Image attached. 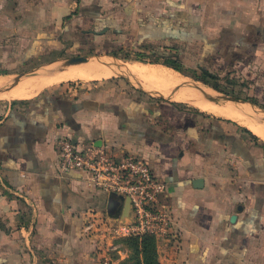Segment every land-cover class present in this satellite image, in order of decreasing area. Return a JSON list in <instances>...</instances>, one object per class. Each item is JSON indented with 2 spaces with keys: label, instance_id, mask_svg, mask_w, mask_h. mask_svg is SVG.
Listing matches in <instances>:
<instances>
[{
  "label": "crops",
  "instance_id": "obj_1",
  "mask_svg": "<svg viewBox=\"0 0 264 264\" xmlns=\"http://www.w3.org/2000/svg\"><path fill=\"white\" fill-rule=\"evenodd\" d=\"M101 50L142 64L159 52L185 54L228 82L227 92L239 88L264 107V0H0V76L50 54ZM51 69L35 76L64 71ZM128 85L0 101V264H130L119 239L107 240L115 248L104 263L106 240L85 230L91 209L126 222L130 206L124 214V200L61 169L66 137L144 156L166 181L178 239L156 242L160 264H264V139Z\"/></svg>",
  "mask_w": 264,
  "mask_h": 264
},
{
  "label": "built area",
  "instance_id": "obj_2",
  "mask_svg": "<svg viewBox=\"0 0 264 264\" xmlns=\"http://www.w3.org/2000/svg\"><path fill=\"white\" fill-rule=\"evenodd\" d=\"M58 149L62 170H78L81 177L96 189L129 199L128 221L114 220L107 211L95 214L90 210L92 216L90 214L85 223L86 231H99L103 239L108 237L111 240L141 238L145 234L153 235L158 244L174 243L178 239L173 207L165 198L166 181L155 172L148 158L130 152L117 153L94 144L80 148L68 137L59 139ZM114 246L111 243L106 248L104 263L111 259L109 253Z\"/></svg>",
  "mask_w": 264,
  "mask_h": 264
},
{
  "label": "rangeland",
  "instance_id": "obj_3",
  "mask_svg": "<svg viewBox=\"0 0 264 264\" xmlns=\"http://www.w3.org/2000/svg\"><path fill=\"white\" fill-rule=\"evenodd\" d=\"M94 53H111V52L102 51L101 50V51H97V52H94ZM121 53H124V52H121ZM160 53H162V52H159L158 53L159 55H157V56H151L150 58L157 57V59H159V58L166 59L165 56H169V58L173 56V58H175V60H177V64L181 67L182 70L180 71V70H177V69H175L173 67L169 68L167 66H162V65H159V64H155V63H159V62H155L154 59L153 60H151V59H149V60H142V62L145 63V64H142V63L137 62V60H136L137 59L136 58L137 56H135V55H130L129 54L125 58L123 56H121V57L124 58L129 63L128 64V69H129L130 73L132 74V76H134L139 81L144 82L147 86H153V87H155L154 84H153V81L146 74V69L148 67L152 66V65H157L160 68L167 69V71L179 73L182 76H184L185 78L189 79L190 81L199 82L200 84H203L204 87L213 90V93L214 92L217 93V94H222L223 92L229 93V92L226 91V90H229V88H230L228 82H223L222 84H218L214 80V78H212V76H210L209 74H207L206 72H204V71L201 70V67L197 65L196 61H194V60H192L190 58H186L185 59V57H187V55L185 56V54H183L182 56H180L178 54V52H175L172 55L169 54L168 52H166L167 54L164 52L163 55H160ZM84 54H88V53H84ZM72 55L73 54H71V55H64V56H61V57H67V56H72ZM51 57H52V54H50L49 57L43 56L42 58L37 59V60H34L32 62H26L25 64H23V63L21 64L20 63V64H18V66L8 69V71H12V72H10L11 73V76L10 75L7 76V77L0 76V78H1L0 85L4 84L5 82H9L12 78H14V76L19 75L22 72H26V71H28L29 69H31V68H33L35 66H38V65H40V64H42L44 62L49 61L51 59ZM139 58H144V56L141 55V56H139ZM113 65L114 64H112V66ZM58 66H60V62H54V63L46 66L45 68L51 69V68H55V67H58ZM97 66L102 67L103 64H101L99 62H96V61H92L90 63H87L83 67H86V69H92V68H95ZM201 66H203L202 68H205V69L209 70L208 69V65H201ZM35 77H36L35 75L34 76H31V77H28V78L22 80L21 82L23 83V82L30 81V80L34 79ZM112 77L113 78H106L105 77V78H101V79H86V80L75 79V80H65V81H61V82L54 83L52 85H49V86H46V87H43V88L42 87H40V88L39 87L33 88L30 83H27L26 85H24L21 88L22 92L20 94H18L17 96H19V97H25V96H30V95L33 94V96L30 97V98H32V97L36 96L37 94L38 95L45 94V93H47V92H49L51 90H54L56 88L57 89L58 88L60 89V88H62L64 86L67 87V88L72 87V91L71 92L74 91L75 93H78L79 95H83V94H85V93H87L89 91L90 92H93V91L94 92H96V91H99V92L106 91V92H109V93L115 92V91H117V92L124 91V89L128 85V83L124 79H122L119 75H114ZM128 86H131V85H128ZM177 88H178V86H173V87L168 88L166 90H160V91H162V92H164V94H166V93H169L170 91L176 90L177 92L174 94L175 96L173 97L174 99L172 101H177V102H180L181 104L188 105V106H190L192 108H195L197 110H202V106L201 105H195L194 103L190 102L189 100L185 99L184 97H178V96H176L178 93L185 92L184 90H182L183 88L179 87L178 88L179 90ZM190 88H192V87H190ZM229 94H232V95H235V96H238V97H241V98L248 97V95L246 94V96H245V94H243V92L239 88H237V90H235V92H232V93H229ZM12 96L13 97H16L13 94H10L8 91H6V92L0 94V101L11 99ZM203 96L204 95L202 94L200 96V98L203 97ZM204 100L207 101V102H210L212 104H215L214 102H211V101H209L207 99H204ZM216 105L217 106H221V107H227L230 104L229 105L228 104L227 105H219V104H216ZM231 105H233V104H231ZM241 109H243V111H246L248 113H253L247 107H245V108L242 107ZM202 111L203 112H206V113H208L210 115L217 116L219 118H221L222 116H224V115H222L220 113L218 114V113H215V112H209V111H204V110H202ZM243 115L245 116V119L249 120V118H250L249 116L245 115L244 113H243ZM224 117L225 118H228L226 116H224ZM250 120H252L255 123H264V121L261 122V120L259 118H256L255 120H253L252 118H250ZM111 206H112V204H111ZM91 210H93V209H91ZM97 212L98 211L95 209V214ZM96 233H100V232L99 231H96ZM100 235L102 237V234L101 233H100ZM99 240H101L100 237H99ZM105 240H106L107 245L103 246V250H106V248H108L109 245H108V241L107 240H111V239L108 238V237H105ZM104 244H105V241H104ZM109 255H111V253H109Z\"/></svg>",
  "mask_w": 264,
  "mask_h": 264
},
{
  "label": "bare ground",
  "instance_id": "obj_4",
  "mask_svg": "<svg viewBox=\"0 0 264 264\" xmlns=\"http://www.w3.org/2000/svg\"><path fill=\"white\" fill-rule=\"evenodd\" d=\"M107 64H112V63H107ZM84 65L86 64H82V65L79 64L78 66L71 67L69 70L67 69L66 71L64 70L60 73L42 76L39 78L35 77L34 79L30 81L19 83L16 87L14 86L15 88L13 87L14 89L13 88L9 89L8 92L11 91L10 94H13L16 97H19L17 95L22 92L21 88L27 83H30L33 88H37V87L40 88V87H43L44 85H52L54 83L61 82L67 79H70V80L76 79V78L78 79L79 78L80 79H101L105 77L114 76L116 75V73H118V68L109 67L105 65L104 63L102 67L97 66L92 69H86V67H83ZM152 66L146 69V74L153 81V84L155 86V87L148 86L150 89L164 94V92L160 90H166L173 86H179L183 88L182 90H184L185 92L178 93L176 96L184 97L185 99L189 100L195 105H201L202 109L205 111L215 112L218 114L220 113L228 118L237 120L241 124L251 129L254 133L264 138V123H255L252 120H250V118H252L253 120L258 118L255 115L256 113H248L246 111H241L239 108L237 109L235 106L231 104L227 107H221V106H217L216 104L207 102L204 100L206 99L205 96L200 98V96L203 94L201 91L190 88L191 81L189 79L185 78L179 73L167 71V69L160 68L157 65H152ZM0 81H1V78H0ZM243 113L250 117L249 120L245 119V116L243 115ZM261 122L263 121L261 120Z\"/></svg>",
  "mask_w": 264,
  "mask_h": 264
},
{
  "label": "water",
  "instance_id": "obj_5",
  "mask_svg": "<svg viewBox=\"0 0 264 264\" xmlns=\"http://www.w3.org/2000/svg\"><path fill=\"white\" fill-rule=\"evenodd\" d=\"M89 61H96V62H101V63H112L115 64L118 67L119 70V76L124 78L129 85L132 87L136 88L137 90L144 92L148 94L149 96L156 98V99H161V100H166V101H172L174 98V94L177 92L176 90L170 91L169 93L163 94L158 91L150 89L144 82L139 81L136 79L132 74L130 73L128 69V62L122 58L121 56L114 54V53H88V54H77V55H72V56H67V57H60L55 60H50L47 62H44L38 66H35L31 69H29L26 72H22L19 75L14 76L9 82H5L4 84L0 85V94L8 91L9 89L13 88L17 84H19L22 80L36 75L40 70L44 69L46 66L54 63V62H60V66L52 68L51 71H61L66 68L83 64ZM190 87L194 88L195 90H199L203 93L205 98L211 102H214L215 104L219 105H229L233 104L237 108H239L241 111L242 107L245 108L247 107L250 111L253 113H256L255 115L262 121H264V107L260 106L258 103L247 99V98H241L229 93L223 92L222 94H217V93H212L213 90L208 89L204 87L202 84L196 81H191L190 82ZM212 91V92H211ZM215 91V90H214ZM195 183H199L201 185L202 180L198 179L195 181ZM110 196H115L116 198H119V203L120 201L126 202L125 207H124V214H127V211L129 210V199L125 198L121 194H116V193H110ZM110 215L111 212L109 210L108 212ZM118 215V214H117Z\"/></svg>",
  "mask_w": 264,
  "mask_h": 264
},
{
  "label": "trees",
  "instance_id": "obj_6",
  "mask_svg": "<svg viewBox=\"0 0 264 264\" xmlns=\"http://www.w3.org/2000/svg\"><path fill=\"white\" fill-rule=\"evenodd\" d=\"M155 62L163 63L177 70H182L175 59H156ZM230 93V92H229ZM119 241L125 243L131 251L130 264H160L156 251V239L153 235L145 234L140 237H123Z\"/></svg>",
  "mask_w": 264,
  "mask_h": 264
}]
</instances>
